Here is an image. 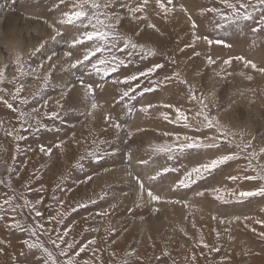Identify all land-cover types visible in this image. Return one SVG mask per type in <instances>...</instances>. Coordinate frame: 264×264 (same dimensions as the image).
Wrapping results in <instances>:
<instances>
[{
    "label": "rangeland",
    "instance_id": "1",
    "mask_svg": "<svg viewBox=\"0 0 264 264\" xmlns=\"http://www.w3.org/2000/svg\"><path fill=\"white\" fill-rule=\"evenodd\" d=\"M72 2L0 0V68L5 77L0 96L13 105L10 109L0 101V264H51L45 248L58 264H66L69 257L76 264H264V237L260 235L264 223H257L264 221V197L236 201L227 195L228 189L251 190L259 184L233 182L228 177L255 174L246 170V157L264 147V74L246 68L243 61L223 63L243 56L264 67V31H253L264 16V5L258 0H241L248 5L241 12L250 13V18L217 27L219 16L201 15L200 9L230 12L220 0H173L175 10L167 14L156 0L147 5L143 0H114L99 11L109 17L100 16L105 26L120 18L114 30L116 46L109 36L105 45L109 51L97 53L92 62L104 59L114 66L115 56L124 63L106 76L88 62L71 67L75 59H82L83 48H69L78 32L58 21ZM161 2L168 6L167 0ZM180 4L196 20L195 32ZM141 5L143 11H130ZM149 23L155 28L148 27ZM54 28L61 30L55 40L51 39L56 35ZM205 36L224 39L230 47L209 46ZM128 41L137 47L126 48ZM41 43V51L30 55ZM66 51H73V56L66 57ZM18 53L23 57L24 74L17 70ZM48 56H52L50 61ZM209 56L214 64L208 63ZM41 64L38 71L27 74ZM156 64L162 67L137 81L113 82ZM81 80L93 85L95 102L100 105L97 109H91L93 97L84 94ZM20 85L24 89L17 93ZM147 87L154 91L143 92ZM124 91L129 95L121 100ZM149 103L156 107L147 113L140 111ZM165 104L184 111L193 127H184L183 121L173 123L175 109L162 107ZM52 112L58 117H52ZM161 112H167L169 119ZM197 112L218 119L221 127L201 126L203 116ZM106 114L110 119L104 118ZM225 132L228 138L219 149L155 150L179 143L177 135L181 140L184 136L207 140ZM247 143L252 145L247 152L236 147ZM237 152L240 158L190 187L176 186L198 164ZM253 164H264V154ZM164 168L169 171L163 172ZM156 172L162 174L150 179ZM137 176L162 199L149 201L146 191L139 199ZM215 188L225 189L227 203L215 198ZM6 200L10 202L5 204ZM14 222L24 230L12 227ZM93 240L95 244L90 243ZM81 247L85 250L75 256Z\"/></svg>",
    "mask_w": 264,
    "mask_h": 264
},
{
    "label": "snow or ice",
    "instance_id": "2",
    "mask_svg": "<svg viewBox=\"0 0 264 264\" xmlns=\"http://www.w3.org/2000/svg\"><path fill=\"white\" fill-rule=\"evenodd\" d=\"M114 0H105V3L101 4L100 0H73V2L71 3L70 6V10L65 11L62 13L61 18L59 19L58 23L61 25H67V26H71L72 28L76 29L78 32V35H76L75 37H73L69 43V48L70 49H78V47L83 48V52H82V59L81 58H77L75 59V61L71 64L72 68L77 67V65H83L85 62H88L91 67L96 71V72H103L104 75H108L110 72H117V70L120 68V66L124 63L122 60H118L115 56H113V61L114 66H108L107 61H105L104 59H99L96 63H93L92 60L94 57H96L97 53H102L105 51H109L108 48L105 47V45L108 42V37L109 36H113V47H115V39L117 34L115 33V27L116 25H118L120 23V18L119 17H115L114 18V23L113 24H109L107 26H105V21L100 19V16L103 14L105 15L106 19H109V17L107 16L106 13H101L99 10L101 8H108L110 7L111 3H113ZM149 2V0H143V5H147ZM259 4L264 5V0H258ZM61 4L65 3V0H60ZM156 3L159 5V7L165 12V14L169 13V12H173L175 10L174 7H172L173 5V0H167V5L166 6L164 3L161 2V0H156ZM220 3L225 5L227 7V9H230V12H223L221 11V9L218 8H203L200 9V14L203 15L205 13H213L216 14L217 16H219V20L217 21L216 26L217 27H222L224 25H232V24H237L239 23V21L241 19H248L250 18V13H242L241 12V8H247L248 5L246 3L241 2V0H237V3L240 4L239 7H237V3H233L232 0H220ZM143 5L141 6H137L135 8H131L130 11H132L133 13L135 12H140L143 11ZM122 7H125L126 5H121ZM179 8L181 11L185 12L186 14H188V9L185 7L184 4H180ZM136 17H134L135 19ZM93 21H95V23H93ZM188 21L191 25V29L193 30V32H195L196 28H197V22L195 19L192 18L191 14H188ZM54 27V26H53ZM148 27L150 28H155L154 24L149 23ZM90 28V30H89ZM56 35L51 37V39L55 40L57 36L61 35V30L58 28H54ZM253 31H264V16H261L260 22L258 23L257 27L253 29ZM195 40H200L201 37L199 36H194ZM203 40L209 45H224L227 47H230V45L227 44V42L224 39H210L209 37L205 36L203 37ZM91 42V43H89ZM129 45H131V47L135 48L137 47L136 44L132 43L131 41H128L125 44V47L127 48ZM43 43H41L39 46H37L34 50H32L30 52V55L34 56L36 55L38 52L41 51V49L43 48ZM120 51H123V49H121ZM55 55V54H53ZM64 55L66 57H72L73 56V51H66L64 53ZM129 55H131V53H129ZM195 55H199V53H195ZM22 55L21 54H17L16 59H15V63L17 66V70L21 72V74H24L23 69H24V64L22 63ZM47 59L50 61L52 59V56H48ZM233 59L238 60V61H243L244 66L247 67H251L252 69L257 70L258 72L264 74V67H258L257 64L255 62H253L252 60H248L245 59V57L243 56H237L235 58H228L226 60L223 61V63L225 65H231ZM208 63L209 64H214L215 61L212 59L211 56L207 57ZM105 65L104 68H100L97 65ZM7 67V66H5ZM43 64L39 65L37 69L32 70V72L27 73L28 75H32L34 72L38 71L39 68H42ZM52 67H55V65H53ZM162 65L160 64H156L153 67L148 68L146 71H142L139 72L138 74H132V75H128L125 76L123 81L117 79L115 81H113L114 83H128L130 81H137L138 77H144V76H148L150 73L154 72L156 69L161 68ZM243 74V73H242ZM4 69L0 68V82H3L4 80ZM39 78V77H37ZM48 75H45L44 80L47 81L48 79ZM167 79V78H166ZM247 79L251 80L252 77L248 76ZM186 83V81H184ZM81 86L84 89V94L86 96H92L93 100L91 103V109L95 110L98 107H100V105H98L95 102L94 99V93H95V89L93 87V85L91 83H86L84 80L80 81ZM139 86V85H137ZM97 87H100L99 85H97ZM24 89L23 85H20L19 87H17L16 92L20 93L22 92ZM129 91H132L131 88H129ZM129 91H124L123 94L120 96V99L123 100L125 97H128L129 95ZM154 91V88L151 87H147L143 89V92H151ZM65 95H67V91L65 92ZM142 95V93H141ZM16 97L13 96V99H15ZM192 99H196L195 95L191 96ZM132 99H135V96L132 97ZM0 101H3L4 104L7 105L8 108H13V105L11 103H9L7 100H4L3 96H0ZM22 103H27V100H23ZM47 103V102H45ZM203 108H207L206 104H203V102L201 101ZM156 107V105H153L151 103L147 104V105H143L141 106L140 111L147 113L149 111V109ZM162 107L164 108H174L175 109V113H176V119L173 120V123H178L180 121L184 122V127L186 128H190L193 127V124L191 122H189V118L188 116L185 114L184 111H182L180 108H176L174 105H170V104H165L162 105ZM91 114V113H90ZM22 116L25 115V113H21ZM30 115V114H29ZM161 116H163V118L165 120L169 119V114L167 112H161L160 113ZM197 116H203V121H200L199 123L201 124V126L203 127H207V128H212V127H221L219 120L214 118V117H209L208 114H206L205 112H197L196 113ZM52 117H58V113L57 112H52L51 113ZM106 120L110 119V116H108L107 114L104 117ZM0 123H2V121H0ZM119 125H117L118 127ZM9 135H11L12 133L9 132ZM165 135H169L168 133H165ZM234 135V134H233ZM18 139H22V137H17ZM228 138V133L225 132L222 136L220 137H209L207 138V140H202L199 137H189V136H184L183 139L181 140V137L179 135L176 136V140L180 141L177 144H174L172 146H169L167 144L162 145V146H157L156 147V151L157 152H171L173 150V148L179 150L180 152H184L186 150L189 149H219L220 147V143L222 140H227ZM229 143H232V141H228ZM57 147H60V145H57ZM236 147L240 150V152H247V150L249 148L252 147V145L250 143L247 144H237ZM40 150L43 152L45 151V148L43 146H41ZM48 152H51V149H47ZM264 154V147H261L259 149V152H257L256 150H253L251 152L248 153V156L246 157L247 159V164H246V170L247 169H251L253 173V175H243V176H237V175H230L228 177L229 180L236 182L238 180H244V181H257L259 182L258 186L254 187L251 190H239L236 191L234 189H228L227 190V195L234 198L236 201H244L247 200L248 198L251 197H264V164H259L258 166H254L253 164V160H258L259 156ZM89 155L95 156V158L97 160L101 159L100 156L96 155V153H89ZM240 158V153H228V154H222V155H218L215 158H211L209 161L204 162V163H200L197 166L191 168L189 171H186L184 174V177L182 179H180L176 186L177 187H183V188H188L190 187L192 184H195L198 180L204 178L206 175H209L210 173H212L214 170H216L218 167H220L221 165H224L225 163L232 161V160H236ZM141 163H146V161H141ZM163 172H167L169 171V169L164 168L162 170ZM162 173L161 172H156V174L152 177H150V179L155 180L157 177H159ZM89 179H91V177H89ZM137 184L139 185L140 188V192L138 195L139 199H143V195L145 193V191L147 192V196L149 198V201H160L162 199V197L160 195L155 194L151 188H145V184L144 182L137 176L136 178ZM213 194L215 195V198L217 200L223 201L225 203H227L228 201L225 200V189L223 188H215L212 190ZM198 196H203L204 192H198L197 193ZM10 201L6 200L4 203L8 204ZM40 201H37V203H39ZM169 202H173V201H169ZM175 203H182V201H174ZM36 215L37 216H41L42 213H40L39 211H36ZM215 218V217H214ZM54 219V218H53ZM235 220H239L241 219L240 217H234ZM247 219V218H245ZM223 222V221H221ZM257 223H264V221H257ZM12 227L15 228H19L21 231H23L24 229L21 227V225L19 224V222H14L12 225ZM41 228H43V225H40ZM32 234L36 235L35 230H32ZM67 234V233H65ZM217 235H219V233H217ZM260 235L262 237H264V233H260ZM58 239H60L63 242V238L62 237H58ZM53 243V245H55L56 247H59V245L56 243L55 240L51 241ZM202 242V241H201ZM25 243L27 244L28 242L25 241ZM90 243L95 244L96 241H90ZM42 247V245H37V244H28V247L30 248H36V247ZM205 247H208L207 244L204 245ZM69 248L72 247L71 244L68 245ZM85 249L84 247H81L79 249L78 252L75 253V256H79L81 252H83ZM44 251L47 253L48 255V259L51 261V264H58L57 260L55 259V257L52 255L51 252H49L46 248L44 249ZM213 251H218V249H213ZM0 252H3V249L0 248ZM61 255H66V250H61ZM193 259H195V257H193ZM47 264V262H46ZM66 264H76L74 257H69L66 261ZM85 264H88V262L86 261Z\"/></svg>",
    "mask_w": 264,
    "mask_h": 264
},
{
    "label": "bare ground",
    "instance_id": "3",
    "mask_svg": "<svg viewBox=\"0 0 264 264\" xmlns=\"http://www.w3.org/2000/svg\"><path fill=\"white\" fill-rule=\"evenodd\" d=\"M78 144V143H77Z\"/></svg>",
    "mask_w": 264,
    "mask_h": 264
}]
</instances>
